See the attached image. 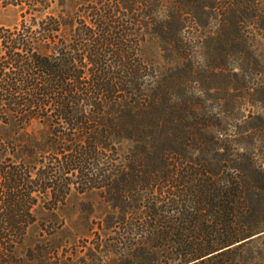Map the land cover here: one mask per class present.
<instances>
[{
	"label": "trees",
	"instance_id": "16d2710c",
	"mask_svg": "<svg viewBox=\"0 0 264 264\" xmlns=\"http://www.w3.org/2000/svg\"><path fill=\"white\" fill-rule=\"evenodd\" d=\"M0 4L21 13L0 29V264H264V234L247 241L264 232V117L237 118L264 100L247 32L264 0ZM74 192L103 195L115 238L27 245Z\"/></svg>",
	"mask_w": 264,
	"mask_h": 264
},
{
	"label": "rangeland",
	"instance_id": "374dc122",
	"mask_svg": "<svg viewBox=\"0 0 264 264\" xmlns=\"http://www.w3.org/2000/svg\"><path fill=\"white\" fill-rule=\"evenodd\" d=\"M221 13L222 12H220L219 15ZM20 19L21 13L19 9L14 7L5 8L0 4V29L13 27L20 22ZM220 28V19H214L211 29L213 38L216 39L219 37ZM247 32L255 55H260L264 58V30H260L259 26L253 23L249 26ZM261 75H257L255 72L251 78L252 82H254L253 87L256 90H261L262 88ZM230 93L233 94L236 92L231 91ZM250 93L253 94L254 90H251ZM216 94H223V92L212 90L209 93L210 96L208 94L202 95V103L208 106H217L220 100L216 101L212 96ZM221 103L223 104L224 102L222 101ZM241 104H243L244 109L237 118L240 119L239 123L242 125H246V121L255 120V117H264V100L257 99V97L254 99L252 97H247L246 99H242ZM113 213H115V210L105 202L103 195L98 193L78 194L74 192L66 206L57 212V218L54 219L55 221L53 223L48 224L47 227L43 226L44 222L41 221L38 226L31 228V238L28 240L27 245H30L35 240L45 239L54 242V245H65L67 243H72L74 245L75 242L80 241L82 247L86 246V248H84V253L88 252V248L93 246V243H99L101 241L104 243L110 242V240L115 238V231L106 234L101 230V224L109 216L113 215ZM71 226L77 227L76 229L71 228V230H68ZM58 227L60 229L55 230L56 233L52 236L50 234V232L54 230L52 228Z\"/></svg>",
	"mask_w": 264,
	"mask_h": 264
},
{
	"label": "water",
	"instance_id": "95a60500",
	"mask_svg": "<svg viewBox=\"0 0 264 264\" xmlns=\"http://www.w3.org/2000/svg\"><path fill=\"white\" fill-rule=\"evenodd\" d=\"M263 234H264V232L259 233V234H257V235H254L253 237L247 239V241H248V240H251V239H254V238H257V237H259V236H261V235H263Z\"/></svg>",
	"mask_w": 264,
	"mask_h": 264
}]
</instances>
